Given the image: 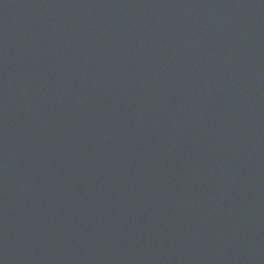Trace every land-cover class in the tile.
<instances>
[{
  "label": "water",
  "instance_id": "1",
  "mask_svg": "<svg viewBox=\"0 0 264 264\" xmlns=\"http://www.w3.org/2000/svg\"><path fill=\"white\" fill-rule=\"evenodd\" d=\"M0 264H264V0H0Z\"/></svg>",
  "mask_w": 264,
  "mask_h": 264
}]
</instances>
